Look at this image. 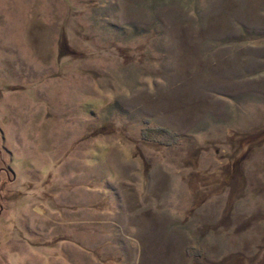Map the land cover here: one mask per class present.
<instances>
[{"label": "rangeland", "instance_id": "obj_1", "mask_svg": "<svg viewBox=\"0 0 264 264\" xmlns=\"http://www.w3.org/2000/svg\"><path fill=\"white\" fill-rule=\"evenodd\" d=\"M0 264H264V0H0Z\"/></svg>", "mask_w": 264, "mask_h": 264}]
</instances>
